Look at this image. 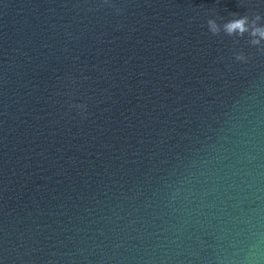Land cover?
Masks as SVG:
<instances>
[{
  "label": "water",
  "instance_id": "95a60500",
  "mask_svg": "<svg viewBox=\"0 0 264 264\" xmlns=\"http://www.w3.org/2000/svg\"><path fill=\"white\" fill-rule=\"evenodd\" d=\"M240 16L264 0H0V264H264Z\"/></svg>",
  "mask_w": 264,
  "mask_h": 264
},
{
  "label": "clouds",
  "instance_id": "9594fccd",
  "mask_svg": "<svg viewBox=\"0 0 264 264\" xmlns=\"http://www.w3.org/2000/svg\"><path fill=\"white\" fill-rule=\"evenodd\" d=\"M260 19V16L257 15L253 20V25H255V22ZM208 28L210 32L213 35H218L219 28L216 24V22L212 19H209L207 21ZM248 24V17L247 16H240L239 18H234L226 23H224V31L227 33V35L232 36L234 34L239 35L240 37H243L244 34L247 32L249 36H251L253 39L250 41L252 45H259L260 40L256 39L257 36L264 38V27L260 26H254L251 29L247 27ZM262 53H264V49H259ZM235 60L238 62H247L248 57L245 56L243 52H237L234 53ZM80 107H83L82 105Z\"/></svg>",
  "mask_w": 264,
  "mask_h": 264
}]
</instances>
